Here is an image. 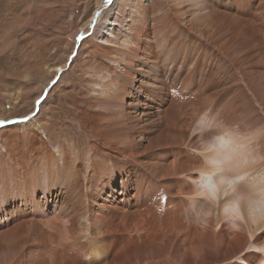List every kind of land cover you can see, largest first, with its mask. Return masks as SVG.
I'll return each instance as SVG.
<instances>
[{
	"label": "rangeland",
	"instance_id": "rangeland-1",
	"mask_svg": "<svg viewBox=\"0 0 264 264\" xmlns=\"http://www.w3.org/2000/svg\"><path fill=\"white\" fill-rule=\"evenodd\" d=\"M150 1L145 0L144 5ZM209 1L211 8L205 14L214 10L224 16L213 37L206 29L192 32L186 27L185 19L192 17L194 4L185 1L175 8L166 31H151L146 36L139 53L145 60L138 58L130 64L132 80L129 76L123 83L136 97L120 106L130 122L125 121L126 129L119 134L134 146L135 160H130L122 148L106 147L104 140L110 137L103 126L106 113L94 107L99 102L95 93L117 65L115 59L108 60L109 50L96 38L103 30L102 18L107 19L110 7L117 8L119 0H0V172L9 177L6 164L26 167L31 158L43 161L42 147L53 152L70 149L75 161L93 154L95 147L119 163L165 161L163 155L178 145L160 134L171 118L168 116L181 104L190 111L211 107L225 116L233 110L264 122V0ZM96 12L98 19L94 20ZM118 46L114 48L120 49ZM172 55L175 59L169 62ZM154 57L157 71L147 77L150 67L146 60ZM147 79L151 84L138 92ZM184 86V93H174ZM173 97H177L174 110ZM143 101L145 115L140 117L135 104ZM160 108L169 110V115L163 118ZM114 133L119 132L114 129ZM133 168L130 164L132 173L119 182L132 185V191L139 174ZM116 188L120 191V184ZM6 211L0 208L2 220L8 219Z\"/></svg>",
	"mask_w": 264,
	"mask_h": 264
},
{
	"label": "bare ground",
	"instance_id": "bare-ground-1",
	"mask_svg": "<svg viewBox=\"0 0 264 264\" xmlns=\"http://www.w3.org/2000/svg\"><path fill=\"white\" fill-rule=\"evenodd\" d=\"M185 1L194 4L190 7L192 17L185 19L186 27L192 32L206 29L213 37L220 29L223 15L218 16L214 10L205 14L211 8L209 0H151L147 6L145 0H119L117 8L112 5L107 19L101 20L103 30L96 40L99 38L102 47L109 50L108 60L115 59L117 65L95 93L99 102L94 107L106 113L103 121L107 123L103 126L110 135L104 140L106 147L122 148L130 160H135V149L127 138L119 136L128 120L120 106L127 105L136 95H132L133 89L123 79L127 80L132 73L130 64L138 58L145 60L139 53L146 36L151 31H166L172 24L175 8ZM97 14L93 15L94 20ZM229 17L224 19L230 21ZM117 44L120 49L114 48ZM152 59L146 60L150 67L147 77L158 68L156 58ZM174 59L172 55L168 61ZM140 84L138 92L151 83L147 79ZM176 89L175 94L186 90L185 86ZM176 98L170 100L173 110ZM141 104L144 108V101L135 104L140 117L145 115ZM206 108L190 111L181 104L170 116L169 110L159 109L163 118L171 117L160 136L178 145L176 150L163 155L165 161L119 163L110 154L104 157L98 147L91 155L88 153L92 150L87 149L88 155L82 156L85 158L81 161L72 159L70 149L57 148L53 152L48 147H42L43 161L31 158L26 167L8 161L10 166L6 164L4 169L9 177L0 172V208L7 210L8 218L2 220L4 214L0 213V264H259L260 254L247 250L248 234H230L223 227H197L181 216L186 201L180 191L190 187L181 177L195 172L196 166L193 153L186 150L193 146L190 125L196 114ZM224 117L255 121L233 110ZM114 129L119 133L115 134ZM130 164L139 172L134 192L132 185L119 183L132 173ZM7 205L10 207L6 208ZM85 217L90 228L82 220ZM260 240H264V232L256 237L257 242Z\"/></svg>",
	"mask_w": 264,
	"mask_h": 264
},
{
	"label": "clouds",
	"instance_id": "clouds-1",
	"mask_svg": "<svg viewBox=\"0 0 264 264\" xmlns=\"http://www.w3.org/2000/svg\"><path fill=\"white\" fill-rule=\"evenodd\" d=\"M190 134L196 166L181 177L190 185L180 191L186 201L181 216L197 227L248 234V252L260 254L264 264V240L256 241L264 232V122L229 120L209 107L192 119Z\"/></svg>",
	"mask_w": 264,
	"mask_h": 264
},
{
	"label": "snow or ice",
	"instance_id": "snow-or-ice-1",
	"mask_svg": "<svg viewBox=\"0 0 264 264\" xmlns=\"http://www.w3.org/2000/svg\"><path fill=\"white\" fill-rule=\"evenodd\" d=\"M109 2H111V0H109Z\"/></svg>",
	"mask_w": 264,
	"mask_h": 264
}]
</instances>
